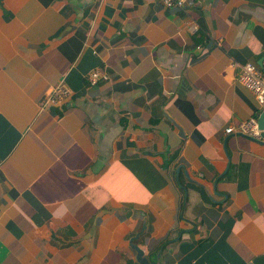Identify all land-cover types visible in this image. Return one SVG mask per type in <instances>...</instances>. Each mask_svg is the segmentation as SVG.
Here are the masks:
<instances>
[{
  "label": "crops",
  "instance_id": "crops-1",
  "mask_svg": "<svg viewBox=\"0 0 264 264\" xmlns=\"http://www.w3.org/2000/svg\"><path fill=\"white\" fill-rule=\"evenodd\" d=\"M246 63L264 0H0V264H264Z\"/></svg>",
  "mask_w": 264,
  "mask_h": 264
},
{
  "label": "built area",
  "instance_id": "built-area-1",
  "mask_svg": "<svg viewBox=\"0 0 264 264\" xmlns=\"http://www.w3.org/2000/svg\"><path fill=\"white\" fill-rule=\"evenodd\" d=\"M183 0H164V4L168 7H181ZM238 74L236 79L249 91H251L260 107L264 108V75L260 72L256 65L246 63L238 66ZM105 75H100V71L92 70L88 74V80L91 85L96 84L99 80L105 79ZM71 90L62 79L56 85L47 89L42 102V109L46 106H60L71 94ZM227 133H235L244 135L255 141L264 143V124L260 128L258 122L254 118L240 123L238 126H229L225 130Z\"/></svg>",
  "mask_w": 264,
  "mask_h": 264
},
{
  "label": "water",
  "instance_id": "water-1",
  "mask_svg": "<svg viewBox=\"0 0 264 264\" xmlns=\"http://www.w3.org/2000/svg\"><path fill=\"white\" fill-rule=\"evenodd\" d=\"M263 118H264V110H263L261 116H260L259 119H258V123H259V127H260V128L263 127ZM172 122H173V121H172ZM173 123H174V122H173ZM178 129H179V131L182 133L181 128L178 127ZM262 135H264V134H262ZM137 235H138V234H137ZM137 235L135 236V238L137 237ZM130 243H131L132 248H133V249L135 250V252H136V260H137L138 264H148V263H149V262H148V259H147V257L143 254V251H142L140 248H138L135 244H133L132 240H131Z\"/></svg>",
  "mask_w": 264,
  "mask_h": 264
},
{
  "label": "trees",
  "instance_id": "trees-1",
  "mask_svg": "<svg viewBox=\"0 0 264 264\" xmlns=\"http://www.w3.org/2000/svg\"><path fill=\"white\" fill-rule=\"evenodd\" d=\"M68 98H69V97H68ZM68 98H67V100H68ZM67 100H66V101H67ZM66 101H65V102H66ZM65 102H64V103H65ZM64 103H63V104H64Z\"/></svg>",
  "mask_w": 264,
  "mask_h": 264
}]
</instances>
